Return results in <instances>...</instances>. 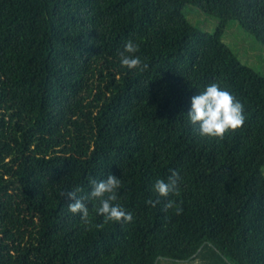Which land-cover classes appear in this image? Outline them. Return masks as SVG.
<instances>
[{"label": "trees", "instance_id": "trees-1", "mask_svg": "<svg viewBox=\"0 0 264 264\" xmlns=\"http://www.w3.org/2000/svg\"><path fill=\"white\" fill-rule=\"evenodd\" d=\"M130 40L147 70L121 65ZM245 43L264 53V0H0V264H264V72ZM211 83L244 105L223 140L186 115ZM173 171L179 194L146 204ZM108 175L133 220L91 201L85 225L61 193Z\"/></svg>", "mask_w": 264, "mask_h": 264}, {"label": "clouds", "instance_id": "clouds-1", "mask_svg": "<svg viewBox=\"0 0 264 264\" xmlns=\"http://www.w3.org/2000/svg\"><path fill=\"white\" fill-rule=\"evenodd\" d=\"M139 51L137 44L128 41L119 53L120 63L128 69L147 70L148 65L142 63L139 56L134 55ZM188 122L198 129L201 137L208 139L223 140L229 133L238 132L244 125L246 117L244 105L236 99L229 91L220 87L218 83H211L202 92L191 97V107L187 112ZM179 176L173 171L168 177L167 182L157 180L153 185V191L157 195V200L149 198L146 204L155 207L159 197H168L169 194H179ZM92 185L91 191L82 196L78 193L82 189L62 192L61 196H67L72 202L68 205V211L72 214L79 213L85 225L89 224L87 202L97 201L95 208L97 215L103 216L104 222L109 221L130 223L133 220L131 212H126L119 204L114 203L118 200L117 190L121 188V180L113 175H108L105 180L97 181L90 178ZM165 210L175 209L176 215L183 212L181 205L173 200H168L164 205Z\"/></svg>", "mask_w": 264, "mask_h": 264}, {"label": "rangeland", "instance_id": "rangeland-1", "mask_svg": "<svg viewBox=\"0 0 264 264\" xmlns=\"http://www.w3.org/2000/svg\"><path fill=\"white\" fill-rule=\"evenodd\" d=\"M193 23L197 24L196 22H193ZM212 28L213 26L209 27L208 30H211ZM238 40H241V39L238 38ZM253 49H254V45L252 43H249V44L245 43L244 45L235 49V54L237 55L238 59L241 60L242 62L247 63L248 65H250L252 68L256 70H260L264 72V62H262V59L260 58L262 57L264 59V53L259 54V52H255L253 51ZM179 264H182V263H179Z\"/></svg>", "mask_w": 264, "mask_h": 264}]
</instances>
